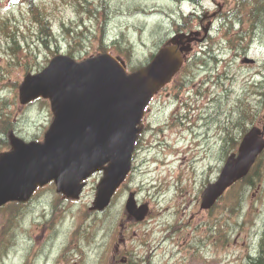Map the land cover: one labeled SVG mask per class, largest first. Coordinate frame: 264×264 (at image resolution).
<instances>
[{"label":"rangeland","instance_id":"rangeland-1","mask_svg":"<svg viewBox=\"0 0 264 264\" xmlns=\"http://www.w3.org/2000/svg\"><path fill=\"white\" fill-rule=\"evenodd\" d=\"M32 1L50 25L46 45L27 0H0V117L9 114L12 120L0 136L7 142L10 130L26 140L43 137L52 118L48 102L20 104L17 86L26 69L45 65L57 53L81 59L117 39L130 47L128 57L115 54L131 69L176 33L181 16L197 13L202 26L194 20L193 30L203 35L208 27L207 36L192 43L190 53L214 48L210 55L216 60L191 59L154 98L132 170L104 211L89 209L100 174L88 179L76 200L43 187L8 228L0 211V264H243L255 254L264 228V155L257 185L227 191L208 210L200 208V193L229 153L225 136L232 131L240 137L239 112L264 123V106L251 94L253 82L264 75V23L247 50L238 52L227 39H236L241 25L228 30L219 20L235 0H204L199 6L173 0ZM13 39L20 45L15 54ZM130 191L137 204L149 207L143 221L124 210Z\"/></svg>","mask_w":264,"mask_h":264},{"label":"water","instance_id":"water-1","mask_svg":"<svg viewBox=\"0 0 264 264\" xmlns=\"http://www.w3.org/2000/svg\"><path fill=\"white\" fill-rule=\"evenodd\" d=\"M179 34L157 49L142 67L127 72L109 52L75 60L56 54L36 73H27L18 86L19 101L49 100L52 120L42 141H25L10 131L11 148L0 152V206L27 201L38 186L53 180L56 191L77 198L83 181L96 170L103 175L92 209L102 210L131 168L135 141L142 131L144 110L152 96L182 64ZM264 149V126L250 127L237 152L225 160L216 180L201 192L200 208H210L223 192L244 177ZM127 213L143 220L148 206L137 205L133 192L125 202Z\"/></svg>","mask_w":264,"mask_h":264},{"label":"trees","instance_id":"trees-1","mask_svg":"<svg viewBox=\"0 0 264 264\" xmlns=\"http://www.w3.org/2000/svg\"><path fill=\"white\" fill-rule=\"evenodd\" d=\"M173 1L180 2V3L187 1L194 6H199L203 0H173ZM27 2L30 6L31 12L32 13L35 12L36 14L35 19L37 20V22H39L40 27H39L38 33L41 39V43L46 45L48 38L52 35V32L50 31L49 22L43 17H41L40 12L37 11V9H35V5L32 0H27ZM84 2L87 3V0H84ZM79 5H80V2H79ZM226 10L227 11H225L220 16L219 20L220 21L223 20V22H225V25L228 26V30H231L236 25H241L242 28H245V29L241 28V30L238 32L236 36V39H238V41L236 43L233 42L234 40H236L235 38H231V39L228 38L227 40L229 41V43L231 44L233 48L235 47V49L238 52L239 51L245 52L248 48L249 43L252 40L253 35H255L256 37V35L258 34L257 30L259 26L261 25V23L262 24L264 23V0H235L233 6L231 8L230 6H228ZM201 17H202V14H197V13H195L193 17L192 15L181 16L180 19L182 23L177 25V30L181 29L183 31L184 29H189V27H192L194 20L198 22L201 19ZM11 48L14 54L18 49H20V45L18 42H16L15 39H13V45L11 46ZM108 48H111L113 50H109ZM129 48H130L129 46L121 47L120 42L117 39H115L110 43L109 46H105V44L102 42L98 50L102 52L109 50V51H112L114 54L119 53L120 51L122 55H126L128 57L130 54ZM68 54L73 56V53L71 52H69ZM208 57H213V55L209 54ZM191 59L195 60L196 57L192 56ZM199 59L202 64L205 63L206 59H202V57H199ZM188 63H190V61H188ZM141 65L142 63L134 66L132 69H135ZM40 68H42V66L40 65L35 68L30 67V69L29 68L26 69V72L37 71ZM253 86L254 87H253V91H251L252 92L251 94L255 97L258 96L256 97V99L260 101L262 106H264V75H263V78H261V80L253 82ZM253 110H254V107H253ZM253 114L254 116L256 115V113H253ZM8 116L9 114H6L5 117H0V134L1 135L6 134L7 130L12 128V120ZM238 118H239L238 122L237 124L235 123V125L236 126L238 125V127L240 128V137H241V135L247 129V126H244L243 124L244 123L243 118L246 120L247 123L250 122V124H254V120H253L254 117L252 116V118H250L248 111L242 110L239 112ZM231 132L232 131H230V134L225 136V140H228L230 144L229 152L234 150L237 147L239 139H240V137L236 138L232 136ZM224 145H225V142H224ZM7 147H8V142L6 138L0 136V150L5 149ZM263 155H264V151L257 158L250 172L243 179L239 180L234 185H232L228 189V191L234 189V192H235L237 191L238 188H240L241 190L244 189L245 187L250 188L254 185H257V183L261 181L262 167L260 163H261V159ZM238 196L241 197V194L238 193ZM23 205H26V204L18 203V202H11V203H7L3 205L2 207H0V211L5 213L6 215V223H7L6 228H8L11 222L18 216L17 214L20 212L19 208L23 207ZM237 205H238V201L236 200L235 203L233 204V207L230 210L233 211L235 206ZM259 239L260 240L258 242L256 253L248 254L243 264H264V228L262 230V234Z\"/></svg>","mask_w":264,"mask_h":264},{"label":"flooded vegetation","instance_id":"flooded-vegetation-1","mask_svg":"<svg viewBox=\"0 0 264 264\" xmlns=\"http://www.w3.org/2000/svg\"><path fill=\"white\" fill-rule=\"evenodd\" d=\"M200 23H201V21H200ZM201 25V24H200ZM199 35H201V34H199ZM193 42H197V41H193Z\"/></svg>","mask_w":264,"mask_h":264},{"label":"bare ground","instance_id":"bare-ground-1","mask_svg":"<svg viewBox=\"0 0 264 264\" xmlns=\"http://www.w3.org/2000/svg\"><path fill=\"white\" fill-rule=\"evenodd\" d=\"M193 6V5H192Z\"/></svg>","mask_w":264,"mask_h":264}]
</instances>
